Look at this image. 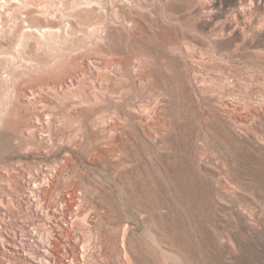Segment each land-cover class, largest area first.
<instances>
[{
  "label": "rangeland",
  "instance_id": "1",
  "mask_svg": "<svg viewBox=\"0 0 264 264\" xmlns=\"http://www.w3.org/2000/svg\"><path fill=\"white\" fill-rule=\"evenodd\" d=\"M14 238L264 264V0H0V264Z\"/></svg>",
  "mask_w": 264,
  "mask_h": 264
},
{
  "label": "bare ground",
  "instance_id": "2",
  "mask_svg": "<svg viewBox=\"0 0 264 264\" xmlns=\"http://www.w3.org/2000/svg\"><path fill=\"white\" fill-rule=\"evenodd\" d=\"M48 33L53 35L55 32L53 30H49ZM36 109H38V108H36ZM36 109H34V111ZM35 188L37 191V187H35ZM38 193H40V192H38ZM18 243H19V241L16 238H14V239L9 240L8 245H7L9 248V252L13 253L18 258V264H42V262H44V264H47V261L45 258L42 259L41 262L37 261V258H31L26 251V246L24 244L20 245ZM78 254H79L78 248H77V246H74L70 252V256H72V259H69V258L66 260L65 259H63V260L58 259V262H59V264H77L73 261H74L75 257L78 256ZM47 255H48V252H44L43 255H41V257H46ZM55 263H57V260ZM3 264H8V263L3 262Z\"/></svg>",
  "mask_w": 264,
  "mask_h": 264
}]
</instances>
